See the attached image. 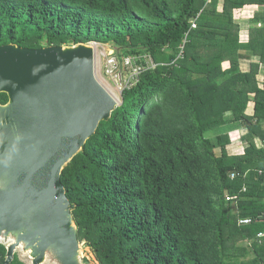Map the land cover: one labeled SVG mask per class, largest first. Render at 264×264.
Segmentation results:
<instances>
[{
  "label": "trees",
  "instance_id": "16d2710c",
  "mask_svg": "<svg viewBox=\"0 0 264 264\" xmlns=\"http://www.w3.org/2000/svg\"><path fill=\"white\" fill-rule=\"evenodd\" d=\"M80 43L154 64L62 172L80 243L99 264H264V0H0V47Z\"/></svg>",
  "mask_w": 264,
  "mask_h": 264
},
{
  "label": "water",
  "instance_id": "95a60500",
  "mask_svg": "<svg viewBox=\"0 0 264 264\" xmlns=\"http://www.w3.org/2000/svg\"><path fill=\"white\" fill-rule=\"evenodd\" d=\"M0 244L4 264H91L61 181L117 100L98 80L93 44L0 47ZM21 260H23L20 257Z\"/></svg>",
  "mask_w": 264,
  "mask_h": 264
},
{
  "label": "rangeland",
  "instance_id": "374dc122",
  "mask_svg": "<svg viewBox=\"0 0 264 264\" xmlns=\"http://www.w3.org/2000/svg\"><path fill=\"white\" fill-rule=\"evenodd\" d=\"M258 9H261V7H259L258 5H249V6H245L241 10L238 9L234 11L235 21L238 23V25L242 29L240 36H241V39L244 41L248 40L250 21L254 18V15L256 14ZM116 49L117 47L115 46L111 47L110 45H107V46L100 45L99 50L95 49V51H97L96 74H97V78L99 79V81L103 83L106 89L117 100L118 106H121L123 103L122 94L124 90L129 86V79L130 78L135 79L137 75L133 73L130 76H128L127 73H125L123 70L117 68V61H115V64H114V67H116L114 71L111 72L109 70L111 66L109 63L110 59L104 60L103 55H109L112 52L115 55ZM224 67L226 68L228 66L224 65ZM247 67H248V64H246L245 68ZM223 130L224 128L218 129L216 130V132L220 133ZM237 133H240L239 129H237L236 131L230 132V136L232 138V142H231L232 144L229 146L230 152L236 155L242 154L246 147L245 143L240 142L242 135L240 136V134H238V136H236ZM258 143L259 145L261 144L260 142ZM217 153L220 154L219 152ZM230 247L233 253H238V248H233L232 245ZM81 253H82L83 261H90L91 264H99L93 251L88 246L82 244ZM19 254L26 264L30 263V259H28L27 257H24L21 253Z\"/></svg>",
  "mask_w": 264,
  "mask_h": 264
},
{
  "label": "clouds",
  "instance_id": "9594fccd",
  "mask_svg": "<svg viewBox=\"0 0 264 264\" xmlns=\"http://www.w3.org/2000/svg\"><path fill=\"white\" fill-rule=\"evenodd\" d=\"M89 44H93L94 45V47H95V49H97V50H99V47H100V44H97V43H89ZM102 46V45H101ZM103 46H107V45H103ZM111 47L113 46V45H110ZM113 50H114V48H113ZM98 55H99V53H98ZM104 56V60H108V59H114L115 61H117V68H119V69H121V70H123L125 73H132L133 71H132V68H129L127 65H126V61L128 60V59H135L136 61H135V65H138V66H141L142 67V69H141V71H140V73L137 75V77L139 76V75H141L142 74V72H144V71H146L147 69H151V67L153 66L154 67V64L152 63V60L151 59H149L148 57H145V58H141V57H137V56H128V57H120V54H118L117 53V49L115 50V55L113 54V52L111 53V54H109V55H103ZM143 62H145V63H143ZM96 66H97V51H96ZM137 77L135 78V79H137ZM99 80V79H98ZM103 84V83H102ZM106 88V87H105ZM110 93V92H109ZM111 94V93H110ZM112 95V94H111ZM113 96V95H112ZM114 97V96H113ZM119 107V106H118ZM239 176V175H238ZM237 177V176H236ZM235 177V178H236ZM245 177H246V175H245ZM234 178V179H235ZM231 179L232 180H234L233 178H232V174H231ZM243 191L244 192H246L247 191V189L246 188H244L243 189ZM235 196H233L232 198H234ZM236 199V198H235ZM234 200V199H233ZM229 201V200H228ZM231 201V200H230ZM244 220H251V219H242V220H240V224H244L242 221H244ZM252 223V221L249 223V224H251ZM244 225H248V224H244ZM260 234H264V232L263 233H260ZM259 234V235H260ZM259 235H258V238H260V239H264V237H259ZM80 242V241H79ZM82 245V244H81Z\"/></svg>",
  "mask_w": 264,
  "mask_h": 264
},
{
  "label": "built area",
  "instance_id": "2783aa9c",
  "mask_svg": "<svg viewBox=\"0 0 264 264\" xmlns=\"http://www.w3.org/2000/svg\"><path fill=\"white\" fill-rule=\"evenodd\" d=\"M135 59H128L127 61H126V65L129 67V68H132V73L131 74H133V73H135L136 75H138L139 73H140V71H141V69H142V67L141 66H138V65H135ZM109 63H110V71L111 72H113L114 71V69L116 68V67H114V64H115V60L114 59H110V61H109ZM238 176V175H237ZM236 177V174H232V178L234 179ZM236 197H234V198H232V199H235ZM231 198H228V200L230 201V200H232ZM244 224H249L250 222H251V220H244V221H242ZM259 237H264V234H260L259 235Z\"/></svg>",
  "mask_w": 264,
  "mask_h": 264
},
{
  "label": "crops",
  "instance_id": "0c3cea01",
  "mask_svg": "<svg viewBox=\"0 0 264 264\" xmlns=\"http://www.w3.org/2000/svg\"><path fill=\"white\" fill-rule=\"evenodd\" d=\"M246 65H244V68H245Z\"/></svg>",
  "mask_w": 264,
  "mask_h": 264
}]
</instances>
